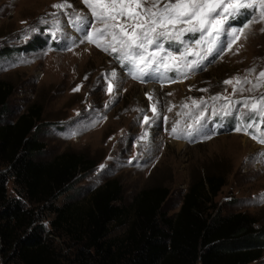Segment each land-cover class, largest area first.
Instances as JSON below:
<instances>
[{"label":"rangeland","instance_id":"1","mask_svg":"<svg viewBox=\"0 0 264 264\" xmlns=\"http://www.w3.org/2000/svg\"><path fill=\"white\" fill-rule=\"evenodd\" d=\"M62 2L0 0V50L8 51L0 57V80L13 88L3 120L15 118L32 104H38L42 111L35 136L45 143V148L36 157L50 159L71 150L95 163L93 169L78 175V181L58 196L55 204L85 201L94 189L114 178L122 186L119 204L129 203L142 188H167L162 211L172 215L192 182L215 175L222 178L223 184L213 199L214 210L223 215L247 212L264 227V144L234 130L236 116L245 109L242 103H232L264 93V84L248 91L257 82L259 72L264 71V23L251 24L231 50L230 38L221 36L217 50L200 67L188 71L186 78L168 72V79L148 78L142 82L129 75L112 54L89 43L83 28L69 24L74 13L87 14L91 19L81 0H67L72 7L63 10L52 7ZM240 17L229 21V28L242 27L253 19L250 14L249 19L237 24ZM95 27L102 25L96 22ZM105 39L110 38L98 37L101 43ZM113 70L117 73L113 80L116 89L110 95L105 78H110ZM234 77L249 81L242 85L243 91L233 92V85L223 83ZM77 85L81 87L74 92ZM146 93L152 96L151 101ZM193 100L203 103L193 107ZM108 101L111 103L105 108ZM152 104L157 105L160 116L147 128L143 116L152 117ZM185 104L187 108L182 107ZM225 106H230L234 115L222 117ZM213 110L219 114L213 115ZM200 112L207 118L200 134H194L191 140L185 138L187 126ZM173 125L178 129L175 135L171 134ZM261 129L264 125L248 131L259 136ZM145 131L149 137L141 140ZM7 190L16 195L11 179ZM52 216L45 212L41 223L49 227ZM123 230L124 227L113 225L109 235H121ZM55 241L61 244L63 253L73 252V244L65 236ZM258 263L264 264V253ZM0 264L21 263L0 254Z\"/></svg>","mask_w":264,"mask_h":264},{"label":"trees","instance_id":"2","mask_svg":"<svg viewBox=\"0 0 264 264\" xmlns=\"http://www.w3.org/2000/svg\"><path fill=\"white\" fill-rule=\"evenodd\" d=\"M7 52L0 50V57ZM12 91L0 80V254L21 264H259L264 227L247 212L214 210L220 176L192 182L172 215L162 211L167 188H142L129 203L119 204L122 186L114 178L85 201L56 205V198L95 163L71 150L50 159L36 157L45 148L35 136L42 108L32 104L3 120ZM10 179L16 195L8 193ZM45 212L53 215L49 227L41 223ZM113 225L124 227L123 233L110 236ZM62 236L73 252L63 253L56 243Z\"/></svg>","mask_w":264,"mask_h":264},{"label":"snow or ice","instance_id":"3","mask_svg":"<svg viewBox=\"0 0 264 264\" xmlns=\"http://www.w3.org/2000/svg\"><path fill=\"white\" fill-rule=\"evenodd\" d=\"M81 2L89 10L91 19L87 14L74 13V19H70L69 24L75 28H83L86 31L85 39L89 43L112 54L129 75L142 82L148 78L168 79L166 75L168 72H175L186 78L188 71L200 67L207 56L217 50L221 44V36L230 38L228 49L231 50L232 45L244 35L251 24L264 23V0H81ZM52 7L63 10L72 5L64 0L62 3L53 4ZM246 14H252L253 19L242 27L229 28V21ZM52 15L55 16L56 13ZM41 22L46 23L43 20ZM96 22L102 27H95ZM86 26L91 27V30H87ZM32 31L36 30L32 29ZM261 31H264V28ZM52 35L56 38L55 32ZM189 35L192 37L190 40L186 39ZM98 37L110 39H105V42L101 43ZM189 57L195 58L189 59ZM116 76L117 73L113 70L110 78H105L106 90L110 95L116 89L113 83ZM223 83L233 85V92H237L243 91L242 85L249 81L247 78L242 80L240 77H234ZM262 84H264V71L259 72L257 82L248 91L260 88ZM80 87L77 85L73 91H79ZM145 95L150 101L152 100L150 94ZM217 98L213 97V99ZM224 99L229 98L224 97ZM110 103L111 101L106 102L105 108ZM202 103L203 101H192L193 107H199ZM232 103H242L245 109V112L236 116L238 123L234 130L252 135L253 139L264 144V129L260 130L259 136L248 131L253 127L264 125V93L258 97ZM182 107L187 108L188 105ZM171 110L169 108V111ZM137 111L143 113L145 110ZM151 111L152 117L143 116L147 128H151L160 116L156 104L151 105ZM217 114L219 113L213 110V115ZM232 115L234 113L231 107L225 106L222 117ZM164 119L167 120V117ZM206 119L204 112L195 116L193 123L187 126L188 131L183 134L185 138L191 140L194 134H200ZM177 132L176 125H173L171 134L175 135ZM148 137L149 132L145 131L140 139L147 140ZM204 138L210 137L204 136ZM100 168L103 169L104 165H100ZM261 201L264 202V194H261Z\"/></svg>","mask_w":264,"mask_h":264}]
</instances>
